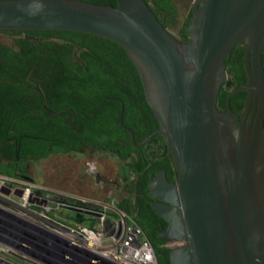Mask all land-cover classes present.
Instances as JSON below:
<instances>
[{"label": "water", "instance_id": "1", "mask_svg": "<svg viewBox=\"0 0 264 264\" xmlns=\"http://www.w3.org/2000/svg\"><path fill=\"white\" fill-rule=\"evenodd\" d=\"M117 1L0 0V30L78 31L122 45L159 122L145 141L163 134L179 174L174 183L164 173L153 181H163L156 211L169 222L160 236L182 243L170 251L171 264H264V0H194L188 41L147 0ZM238 45L246 47L248 77L223 110L226 59ZM241 90L251 122L231 105ZM123 116L124 104L120 120L133 134Z\"/></svg>", "mask_w": 264, "mask_h": 264}, {"label": "trees", "instance_id": "2", "mask_svg": "<svg viewBox=\"0 0 264 264\" xmlns=\"http://www.w3.org/2000/svg\"><path fill=\"white\" fill-rule=\"evenodd\" d=\"M87 1L118 4L117 0ZM150 6L166 27L178 22L173 0H152ZM191 17L192 13L182 35H188ZM245 53L246 47L238 45L226 59L229 78L219 95L220 109H226L228 94L247 80ZM243 92L233 95L232 107ZM116 97L125 105V125L136 133L142 131L137 107L153 111L137 67L119 43L78 31L0 30V174L29 178L32 160L85 150L87 144L111 151L121 163L128 156L125 151L131 153L135 147L131 133L121 123L123 104ZM104 99V106L94 115ZM79 112L83 115L77 118L80 130L69 122ZM75 137L86 144L67 146L65 140ZM136 154L142 162L138 170L153 162L174 169L169 147L158 144ZM119 206L135 216L152 242L159 264H170V249L160 238L161 228L144 222L131 200L119 202Z\"/></svg>", "mask_w": 264, "mask_h": 264}, {"label": "built area", "instance_id": "3", "mask_svg": "<svg viewBox=\"0 0 264 264\" xmlns=\"http://www.w3.org/2000/svg\"><path fill=\"white\" fill-rule=\"evenodd\" d=\"M56 208L77 211L84 219L67 222L53 214ZM32 251L51 261L47 264H159L131 212L0 174V258L35 264L26 256Z\"/></svg>", "mask_w": 264, "mask_h": 264}, {"label": "flooded vegetation", "instance_id": "4", "mask_svg": "<svg viewBox=\"0 0 264 264\" xmlns=\"http://www.w3.org/2000/svg\"><path fill=\"white\" fill-rule=\"evenodd\" d=\"M147 1L149 4L152 3V0H147ZM191 13H192V9H191ZM157 16L158 18L163 20L161 16L159 15ZM186 20L182 23L180 33L179 34L174 33V35L177 36L182 41H188L190 39L189 34L186 36L181 34V31L185 26ZM170 27L171 26H167L166 28L170 30ZM241 91L244 92L239 98L234 100L233 109L241 116L242 119H246L248 122H251L253 120V109L251 108L250 111L247 112L248 92L246 90H241ZM114 99L124 104L123 100L120 97H116ZM137 109H138V119L142 122L144 128L142 129V131L138 133L132 130L133 134L127 128H125L132 135L131 141L135 147V150H133V152L131 153H127L125 151L126 155L128 156H126V158L121 163L114 155H112L111 151L102 150L98 146H91L88 144L86 145L85 150H80V151L69 150L68 152H63L60 154L66 155L74 152L80 154L83 157L85 162L84 163L82 162L81 164L82 174L80 178L77 179V181L79 180V182L82 183V186H84L86 189L90 191H94L96 193L103 194L100 197L98 196L97 197L89 196V197L98 198L104 202H110L118 206H119V202H126L128 199L131 200V202H133V204L137 208L140 214V218L144 222L149 223L150 226H159L161 228V232H160L161 235L162 232L165 231L169 226V222L156 211V204L165 202L162 198L159 197L160 195L165 194V191H163L164 184H162L163 181H161L158 185H154L153 181L160 178L161 174L164 173L167 180L169 182L174 183L177 182L179 174L175 168V162L173 169L174 172L169 171L166 166L157 165L154 162L150 163L149 167L142 171L137 169V167L142 165V162L140 161V158L138 157L136 152L140 151V153L144 154L149 149V147L157 148L158 144H161L163 147H169L166 137L161 133H156L155 135L150 137L147 141H145V139L151 133H153L159 128V122L155 117L154 113L150 112L147 108L137 107ZM81 116H83L81 112L76 113L75 114L76 120L69 121L71 124L74 125L75 128L79 130L82 128V126L79 125L77 118ZM86 116L90 119H93L95 117L88 115ZM123 120H124V116H123ZM147 131L148 133H146ZM65 142L66 145L69 147H82V145L86 144L83 143L82 140H79L77 137L71 138L70 140H65ZM128 145L129 143H126V146ZM102 152H108L109 154H111L116 158L117 168L115 174L113 175L109 174L104 165L105 159L98 157L97 154ZM31 162L33 166V164H35L37 161L32 160ZM21 180L37 184L33 176V170L29 178H22ZM46 187L50 189H56L49 186ZM62 190L71 193L81 194L70 190H65V189ZM81 195H85V194H81ZM73 212H74L73 221L74 220L77 221V219H84V216L81 213L74 210ZM160 238L164 240L163 243L164 246L168 247L170 251L175 247L182 245V243H180L176 239L165 238L162 236H160ZM29 255H32L36 258L37 257L45 258L40 253L33 251L29 252ZM169 260L171 264L170 253H169Z\"/></svg>", "mask_w": 264, "mask_h": 264}, {"label": "rangeland", "instance_id": "5", "mask_svg": "<svg viewBox=\"0 0 264 264\" xmlns=\"http://www.w3.org/2000/svg\"><path fill=\"white\" fill-rule=\"evenodd\" d=\"M173 2L175 3L178 12V22L172 25L170 30L173 34H179L182 23L190 17L194 0H173ZM97 155L99 158L105 159L104 165L107 172L112 175L115 174L117 168L116 158L108 152L98 153ZM82 162L84 163L85 161L78 153L73 152L66 155L58 153L53 154L51 157L42 159L33 164L32 170L35 182L56 189L78 192L87 196H102V193L90 191L82 186V183L79 182V180L77 181L82 174ZM53 214L67 222H72L74 217V212L68 209L56 208V210L53 211ZM27 258L35 264H47L43 258L37 257V259H33L29 256H27Z\"/></svg>", "mask_w": 264, "mask_h": 264}]
</instances>
